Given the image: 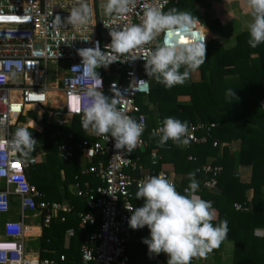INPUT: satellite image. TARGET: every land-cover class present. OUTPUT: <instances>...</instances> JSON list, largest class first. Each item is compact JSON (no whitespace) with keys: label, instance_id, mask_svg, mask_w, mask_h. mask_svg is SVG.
<instances>
[{"label":"built area","instance_id":"1","mask_svg":"<svg viewBox=\"0 0 264 264\" xmlns=\"http://www.w3.org/2000/svg\"><path fill=\"white\" fill-rule=\"evenodd\" d=\"M171 1L164 5L165 10ZM87 2L93 9L89 25L53 29L50 27L53 16L59 14L62 18L66 17L73 0H0V142L6 143L12 138L18 118L34 105L46 108L47 113L58 118L68 115L82 119L83 113L76 111L79 101L74 98L88 87L89 80L83 73L72 71L71 67L81 62L77 49L92 47L94 42L99 41L101 49L110 52L106 45L111 38L105 25L111 28L127 23L126 18L97 14L94 0ZM129 18L133 23L140 22V4L129 14ZM89 35L90 39L84 41ZM205 42L207 49L211 43L209 32ZM152 47L154 45H148L144 51ZM49 63L65 64L61 75L55 73L56 84L49 82ZM143 65L142 59H136L125 63L114 62L107 68L97 69L102 78L103 92L105 82L113 93L119 92L118 107L144 124L141 143L133 152L143 151L148 146L144 135L147 115L142 113L137 103L139 96L147 99L150 92L151 78L146 76ZM145 85L147 92L143 90ZM36 97H43V100L38 101ZM160 126L161 122L150 133L156 135ZM215 126L214 122L189 125V142H207ZM199 129L202 133L197 135ZM86 133L93 137L89 143H78L76 146L61 143L58 146V154L63 161L69 160L78 151L89 163L87 171L101 182L92 187L88 181L77 180L74 185L76 195L89 208V212L79 213V226L97 225L81 244V259L75 264H130L127 247L138 242L146 227L132 229L128 225L131 213L127 208L131 206L135 209L133 188L137 187L138 181L158 174L148 172L136 176L135 173L141 170L139 156L115 149L111 137L107 140L104 136H96L89 131ZM68 137L72 138V135ZM221 145L218 140L212 141L213 147ZM152 156L156 157L155 154ZM188 160H195V157L189 155ZM36 162L35 156H31L28 162L22 158L9 159L6 151L0 148V206L7 207L13 200L17 209L15 221L0 224V264H60L66 260L63 253L40 257L39 251L31 253L28 250V239H39L43 228L53 221H64L60 213L70 211L61 203L48 200L29 182L27 171ZM222 169L221 165L205 161L201 171L211 176L201 182L202 187L207 190L217 188V177ZM159 174L168 177L164 172ZM234 207L244 209L238 203ZM28 220H34V223ZM30 226L36 229V233L27 235L26 228ZM191 264H194V258Z\"/></svg>","mask_w":264,"mask_h":264},{"label":"trees","instance_id":"2","mask_svg":"<svg viewBox=\"0 0 264 264\" xmlns=\"http://www.w3.org/2000/svg\"><path fill=\"white\" fill-rule=\"evenodd\" d=\"M202 2V9L190 7L188 12L197 16L202 23L209 26L217 33L222 30L228 21L227 17L217 16L211 19L208 8L212 6L206 0ZM232 0H222L216 5L217 11L223 9L224 4ZM240 6H244L238 0ZM187 0H177L169 8L181 9ZM249 33L244 31L237 36L235 47L225 49L221 45L210 44L206 49V60L199 67L201 79L193 81L191 76L184 83L172 88H165L162 84L150 79V92L147 99L137 98V103L142 113L147 115L146 140L147 148L140 154L141 158L152 152L163 155L162 162L168 159L173 162L176 171L185 173L194 172L195 178L208 179L211 175L201 171L202 165L208 155H216L217 149L212 146L213 140L231 142L241 140L239 163L253 166L254 177L252 182H240L234 171V160L224 148L223 156L216 158L215 165H221L222 171L218 175L217 188L220 193L211 192L199 184L200 195L205 200H212L213 207L218 212L216 223L221 220L228 222L227 237L234 240L233 264H264V232L258 234L257 229L264 230V198L261 194V185L256 186L258 170L264 168V43L252 48L248 44ZM183 69H181L182 71ZM105 94L113 95L106 83ZM229 90L234 92L230 93ZM229 92V99L226 93ZM235 93V94H234ZM190 97V104H181L178 97ZM42 106H33L28 116L42 127L41 132L28 128L33 137L41 142V148L46 153V160L33 164L27 171V178L40 192L45 194L50 201L68 202L69 212H61L63 222L53 221L48 227L43 228L39 239L40 257H52L63 253L66 260L60 264H75L80 261V246L85 241L88 233L93 232L97 225L79 226V213L89 212L82 198L68 192L65 183L68 176L77 174L74 159L62 161L58 156V146L67 143L76 146L78 143L91 142L93 137L85 134L78 116L72 118L70 126L55 124L47 121V110ZM162 121L167 117H175L187 121L189 125L216 123L210 131V138L202 144H193L187 155H192L195 160L182 157L176 143L169 140L163 147L158 144L159 136L149 133L154 125L155 115ZM148 132V133H147ZM71 134L72 138L68 135ZM39 150L36 145L31 156ZM79 153L78 151L75 152ZM136 154H131L136 156ZM139 156V157H140ZM161 162V164H162ZM65 171L66 181H61V171ZM75 170V171H74ZM189 177L187 185H189ZM93 184V183H92ZM255 186V196L252 203L246 200L245 192ZM178 192L184 194L182 191ZM250 207L249 210H237L234 204ZM71 231L69 245L65 247L66 232Z\"/></svg>","mask_w":264,"mask_h":264},{"label":"clouds","instance_id":"3","mask_svg":"<svg viewBox=\"0 0 264 264\" xmlns=\"http://www.w3.org/2000/svg\"><path fill=\"white\" fill-rule=\"evenodd\" d=\"M167 2L106 0L105 15L126 18L127 23L111 28L105 25L111 38L106 45L110 52L102 50L96 41L92 47L77 49L81 62L71 67L73 72H81L89 80L88 87L74 98L79 101L76 111L83 113L82 129L107 140L113 138V147L129 154L141 143L144 124L118 107L119 92L111 96L103 92L102 78L97 69L107 68L114 62L142 59L147 77L165 88H172L184 84L206 60V26L191 12L175 7L165 10ZM138 4L142 8V18L139 23H133L129 14ZM245 4L251 17L247 24L248 44L256 48L264 43V0H245ZM92 16L93 9L87 0H73L68 15L64 18L54 15L50 27L86 26ZM89 39L90 35L84 41ZM148 45L154 47L144 51ZM143 90L148 91L147 85ZM36 99L40 101L43 97ZM155 134L159 136L160 147L169 140L177 145L189 144L187 121L175 117L165 118ZM36 145L37 139L26 127H18L11 139L6 143L0 142L7 158H22L24 162L30 160ZM188 177L190 182L185 189L186 194L178 192L174 182L164 174L138 181L135 196L143 198V204L134 210L131 206L127 208L131 213L129 227L138 229L146 226L149 234L142 237V243L147 245L149 254L165 253L166 264H191L193 258H206L227 238L229 231L226 220L214 223L218 214L211 201L197 194L200 185L195 173H188Z\"/></svg>","mask_w":264,"mask_h":264},{"label":"crops","instance_id":"4","mask_svg":"<svg viewBox=\"0 0 264 264\" xmlns=\"http://www.w3.org/2000/svg\"><path fill=\"white\" fill-rule=\"evenodd\" d=\"M206 1L210 2L212 4V6L208 8V14H209L211 19H214L215 17L218 16V14H217L218 11L216 9V5H219L222 0H206ZM241 1L244 3V6H240L238 0H232V1H229V2L224 4V7H223V9H221L220 14L224 17H227L228 21L223 25L221 31L214 33L210 29V27L206 25L208 32H209V35L212 39L210 44L221 45L225 49L233 48L237 44V36L244 31H248L247 30V24L251 21V17H250V15H248V9L246 7L245 0H241ZM105 2H106V0H94V5L96 8L97 14L101 13L102 15H105V13H104ZM176 2H177V0H173V1H171L170 4L176 3ZM190 7H194V8H198V9L203 8L202 2L200 0H187L186 5L183 6L179 10L188 11V8H190ZM61 64L63 67H65L64 63H61ZM191 78L193 81H200L201 76H200L199 70L192 73ZM229 97H230L229 92H227L226 93V99H229ZM178 102L181 104H190L191 103L190 97L185 96V95L179 96ZM34 106H39V105H34ZM30 109L27 111L26 114L21 115L18 118L15 130L18 127H26V128H32L33 130H35L37 132L42 131V127L28 116V112L30 111ZM42 110L45 111L44 109H42ZM72 118L73 117L68 116V115H65L64 117L58 118V117H55L54 115L47 113V121L55 123V124H63V125L70 126ZM158 123H160V120L158 119V116L156 114L155 120H154V125L150 128L149 133H150L151 129H153ZM199 123L200 122H198L197 124H199ZM32 125H33V127H32ZM84 132L87 135L86 131H84ZM201 133H202L201 129L196 131L197 135H200ZM221 143H222V145L220 147H218V148L215 147L217 149V154L216 155H208L206 157V161L208 160V161L213 163L217 157L220 158L223 156L224 148H226L228 150L229 156L234 160V171L237 173L240 182H242L244 184L251 183L252 179L254 177L253 166L249 165V164L239 163L241 140L236 139V140H233L231 142H221ZM37 146H39V150H38L37 154L35 155V157L37 158V162L34 164H39V163H42L46 160V153L41 148V142L40 141H37ZM191 146H193V143H191V142H189V144L186 146L178 145V147L180 149V154L182 157L186 156V158L188 159L189 154L187 155L186 153ZM139 152L143 153L144 150L139 151ZM134 153L136 154V152H132L131 154H134ZM152 154H155L156 157H153ZM58 156H59V154H58ZM132 156H134V155H132ZM136 156H140V154H136ZM70 159H74L78 173L74 174L72 177H71V175H69L68 176L69 179H68V181H66L65 180L66 179L65 171L64 170L61 171V181H63V182L66 181L65 186H66L68 192H70L73 195H76L74 185H75V182L77 180L81 181V182L88 181L92 185V187H95L101 183L93 174H91L87 171L89 163L85 158H83L81 156L80 153H76ZM162 160H163V155L160 153H156V152H152L148 156L144 155L142 158L140 156L141 170H140V172L137 171L135 173L136 176H139L140 173L146 174L148 172H153L155 174H159V173L164 172L168 175L169 179H171L174 182L176 190L177 191L180 190L184 194H186L185 189L188 188V185H187L188 174L185 172H182V171L179 172V171L174 170L173 162L170 161V159H168L164 163L162 162ZM161 162H162V164H161ZM257 175L259 177V180H257L256 186L259 185V183H260L261 194L264 198V168L259 169ZM196 179L199 181V184L203 181L200 178H196ZM199 190H200V187H199L198 191ZM136 191H137V187H134L133 188V204H134V207H139L143 204V198H136V196H135ZM210 191L215 192V193H220V190L218 188H215L214 190H210ZM255 193H256V190H255L254 185L246 190L245 196H246V200L248 203H250V204L252 203V200L255 196ZM208 201H211L212 206H214L212 200H208ZM59 203H61L65 208H70L68 202H66V201L59 202ZM249 208L250 207H244L243 210H249ZM67 212H69V211H67ZM216 212H217V210H216ZM217 214H218V212H217ZM217 219H218V217H217ZM216 221H214V223H216ZM59 222H61V221H59ZM256 232L258 234H262L264 232V230L259 228L256 230ZM148 234H149V229L147 227H145V229L143 230L142 234L139 237L138 242H133V243H130L128 245L127 253L129 255V258H130V264H157L159 262L162 264H166L167 255L165 253L161 252L158 255L148 253L147 245L142 243V237H147ZM70 237H71V231L66 232L65 247H67L69 245ZM234 250H235L234 240L227 237L221 243V245L218 248L214 249L211 253H209L206 258H194V264H233Z\"/></svg>","mask_w":264,"mask_h":264},{"label":"rangeland","instance_id":"5","mask_svg":"<svg viewBox=\"0 0 264 264\" xmlns=\"http://www.w3.org/2000/svg\"><path fill=\"white\" fill-rule=\"evenodd\" d=\"M220 11H218L217 14L219 16H222L220 14ZM48 70H49V82L56 84L57 79H55V73L58 72L61 75L63 71L65 70V67H63L62 64L49 63ZM43 109L46 110V108L44 107ZM16 211H17L16 203L13 200L7 207L0 206V224H4L5 222H8V221H15L17 219ZM28 221L29 223L31 222L34 223V220H28ZM33 233H36V229L34 227L30 226L26 228L27 235H31ZM28 250L31 253H37L39 251V240L38 239H28Z\"/></svg>","mask_w":264,"mask_h":264}]
</instances>
